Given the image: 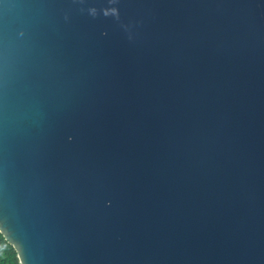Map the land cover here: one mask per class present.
<instances>
[{
  "label": "water",
  "instance_id": "obj_1",
  "mask_svg": "<svg viewBox=\"0 0 264 264\" xmlns=\"http://www.w3.org/2000/svg\"><path fill=\"white\" fill-rule=\"evenodd\" d=\"M0 231L23 264H264V0H0Z\"/></svg>",
  "mask_w": 264,
  "mask_h": 264
},
{
  "label": "clouds",
  "instance_id": "obj_2",
  "mask_svg": "<svg viewBox=\"0 0 264 264\" xmlns=\"http://www.w3.org/2000/svg\"><path fill=\"white\" fill-rule=\"evenodd\" d=\"M6 246H11L12 249H15L11 238L6 237L4 232L0 231V264H23L17 252L14 256L5 253L4 249Z\"/></svg>",
  "mask_w": 264,
  "mask_h": 264
},
{
  "label": "snow or ice",
  "instance_id": "obj_3",
  "mask_svg": "<svg viewBox=\"0 0 264 264\" xmlns=\"http://www.w3.org/2000/svg\"><path fill=\"white\" fill-rule=\"evenodd\" d=\"M4 251L6 254L13 255V256L16 254V249H12L11 246H6Z\"/></svg>",
  "mask_w": 264,
  "mask_h": 264
}]
</instances>
